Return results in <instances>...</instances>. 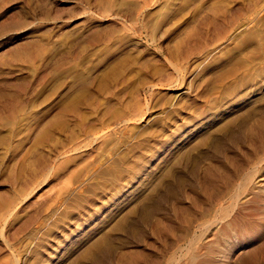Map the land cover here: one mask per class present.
I'll return each instance as SVG.
<instances>
[{
	"label": "rangeland",
	"instance_id": "rangeland-1",
	"mask_svg": "<svg viewBox=\"0 0 264 264\" xmlns=\"http://www.w3.org/2000/svg\"><path fill=\"white\" fill-rule=\"evenodd\" d=\"M261 118L264 0H0V264H261Z\"/></svg>",
	"mask_w": 264,
	"mask_h": 264
},
{
	"label": "bare ground",
	"instance_id": "bare-ground-1",
	"mask_svg": "<svg viewBox=\"0 0 264 264\" xmlns=\"http://www.w3.org/2000/svg\"><path fill=\"white\" fill-rule=\"evenodd\" d=\"M237 103V102H236ZM210 111V115L215 117V115H218L220 112V107H218L216 104L211 106L207 109ZM206 113V111H205ZM242 114V113H241ZM262 115V114H261ZM260 117V116H259ZM252 118V117H251ZM256 118V117H255ZM254 119V118H253ZM248 122V121H247ZM253 122V121H252ZM255 122V121H254ZM249 123V122H248ZM241 124V123H240ZM246 125V124H244ZM250 125V124H249ZM210 128V127H209ZM235 128V127H234ZM241 128V127H240ZM247 129V127H244ZM243 128V129H244ZM236 130V128H235ZM238 130V129H237ZM246 131V130H243ZM229 134V133H228ZM246 134V133H245ZM250 138L255 139L259 144V152L255 154L253 157V160H251L249 163H247L246 167L244 165V169L241 170L240 174L238 173L236 177L237 183L233 185V189L228 193L226 198H223L224 200L220 204L219 212L217 214L218 218L222 221H226V229L224 231L225 236L227 237L225 239L224 244V250L229 251L232 249L236 244L238 240L246 241V243H249L250 240L246 238L244 235V230L248 229V226L250 225L249 219L253 216L255 229L258 232V235H264V169L261 171L259 170V166L264 162V147H263V140H264V119L257 120L255 122V125L248 130L247 134ZM246 135V136H247ZM230 136V135H229ZM241 136V135H240ZM224 137V136H223ZM213 138V137H212ZM243 139V138H242ZM248 139V138H247ZM240 141V140H239ZM247 141V140H246ZM244 141V142H246ZM242 142V141H240ZM214 143V142H213ZM248 143V142H247ZM253 143V141H252ZM252 145V144H251ZM166 146V145H165ZM215 145H213L214 147ZM246 146V144H245ZM250 148V147H249ZM186 150V149H185ZM242 151V150H241ZM241 155V154H240ZM226 157V156H225ZM225 159V158H224ZM223 159V161H225ZM247 160V159H246ZM247 162V161H246ZM227 163V162H226ZM264 164V163H263ZM204 165V164H203ZM225 165V164H224ZM228 165V164H227ZM221 167V166H220ZM227 167V166H226ZM264 168V167H263ZM211 169V168H210ZM233 170V169H232ZM214 172V170H213ZM113 174V173H112ZM234 176V175H233ZM232 177V176H231ZM258 178H263V181L259 182L255 181L258 180ZM114 179V178H113ZM235 179V178H234ZM232 181V179H231ZM85 187V186H84ZM224 197V196H223ZM241 206L242 210L250 212L252 214L250 217L242 216V217H233L232 212L236 208V206ZM239 208V207H238ZM216 210V209H215ZM215 211V213H217ZM217 218V219H218ZM239 220L240 226L236 227L237 221ZM237 223V224H233ZM234 231V233L232 232ZM206 232V231H205ZM208 232V231H207ZM223 232V231H222ZM210 233V232H209ZM218 233V232H217ZM230 233V235H228ZM205 234V233H204ZM207 234V233H206ZM205 234V235H206ZM223 234V233H222ZM224 234L222 236H224ZM203 235V234H202ZM209 235V234H208ZM228 235V236H227ZM232 235V237H231ZM230 236V237H229ZM201 237V236H200ZM205 237V236H204ZM206 238V237H205ZM199 241V240H198ZM197 242V241H196ZM189 243V242H188ZM196 244V243H195ZM234 244V245H233ZM191 245V242H190ZM199 245V244H198ZM196 247V246H195ZM193 248V246H192ZM197 248V247H196ZM210 248V247H209ZM202 249V248H200ZM198 248V250L200 251ZM206 249V248H205ZM208 249V248H207ZM206 249V250H207ZM253 257L258 258V260L261 262V264H264V237L260 238L258 245L256 248L253 249ZM198 251V252H199ZM204 251V250H203ZM209 251V249H208ZM213 251V250H212ZM225 252V251H224ZM194 253V252H193ZM203 253V252H202ZM209 253V252H208ZM252 253V252H251ZM123 254V253H122ZM215 255V254H214ZM213 255V256H214ZM211 256V255H209ZM225 256V255H224ZM212 257V256H211ZM216 257V256H215ZM228 257V256H227ZM226 257V259H228ZM195 258V257H194ZM252 258V257H251ZM214 259V258H213ZM230 259V258H229ZM254 259V258H253ZM252 259V260H253ZM209 260V258H208ZM217 261V260H216ZM213 262V261H212ZM215 262V261H214ZM186 263V262H184ZM224 263V262H223ZM227 263V262H225ZM214 264V263H213ZM216 264H218L216 262Z\"/></svg>",
	"mask_w": 264,
	"mask_h": 264
}]
</instances>
